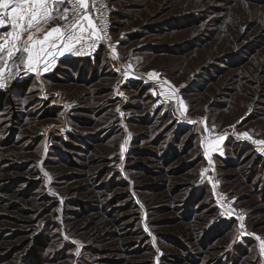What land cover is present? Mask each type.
Returning a JSON list of instances; mask_svg holds the SVG:
<instances>
[{
  "label": "rangeland",
  "instance_id": "374dc122",
  "mask_svg": "<svg viewBox=\"0 0 264 264\" xmlns=\"http://www.w3.org/2000/svg\"><path fill=\"white\" fill-rule=\"evenodd\" d=\"M108 1L97 61L9 62L0 264H264V0Z\"/></svg>",
  "mask_w": 264,
  "mask_h": 264
},
{
  "label": "snow or ice",
  "instance_id": "6c2138e0",
  "mask_svg": "<svg viewBox=\"0 0 264 264\" xmlns=\"http://www.w3.org/2000/svg\"><path fill=\"white\" fill-rule=\"evenodd\" d=\"M97 3L98 0H0V29H3L0 32V87H4L6 79L13 74L10 61L11 67L17 70L22 68L39 74L48 71L57 57L71 53L83 41L106 39L105 25L97 24L98 13L99 19H104ZM99 3L104 6V0ZM149 75L156 77L157 73ZM169 87L175 94L177 90L170 84ZM177 103L183 105L179 98ZM241 135L251 139L248 133ZM222 139L220 137L216 144ZM253 143L261 146L260 151L264 152V140ZM212 147V142L208 141L206 152L210 153ZM228 211L226 209L225 214ZM260 250L264 254V240L260 242Z\"/></svg>",
  "mask_w": 264,
  "mask_h": 264
},
{
  "label": "crops",
  "instance_id": "0c3cea01",
  "mask_svg": "<svg viewBox=\"0 0 264 264\" xmlns=\"http://www.w3.org/2000/svg\"><path fill=\"white\" fill-rule=\"evenodd\" d=\"M7 30H10V28ZM2 31L3 29H0V32ZM100 44L101 41H95V42L88 40L83 41L81 44H78L71 53H66L64 56L57 57L55 63L50 67V69L47 72L52 73L61 61L69 58L93 57L97 53Z\"/></svg>",
  "mask_w": 264,
  "mask_h": 264
},
{
  "label": "trees",
  "instance_id": "16d2710c",
  "mask_svg": "<svg viewBox=\"0 0 264 264\" xmlns=\"http://www.w3.org/2000/svg\"><path fill=\"white\" fill-rule=\"evenodd\" d=\"M113 17H114V13H113ZM97 58H98V56H97ZM97 58H96V54H95L93 57L69 58V59L61 61L60 63H63V62L65 63L66 61H71V60L86 61L87 63H91V62L95 61ZM21 84L22 83H17L14 87L24 86V85H21ZM9 91H10V89H9ZM5 96H6L5 93L0 91V99H4ZM43 246H44V239H42L41 236L36 237L35 238V242L32 245V248L28 251V254H27V257H26V258H29L28 261H32L35 264H41V258H40L39 250L42 249Z\"/></svg>",
  "mask_w": 264,
  "mask_h": 264
},
{
  "label": "built area",
  "instance_id": "2783aa9c",
  "mask_svg": "<svg viewBox=\"0 0 264 264\" xmlns=\"http://www.w3.org/2000/svg\"><path fill=\"white\" fill-rule=\"evenodd\" d=\"M97 7L99 8L100 12L103 13L104 19H99V13L97 14V24L98 25H105V33L107 38L102 40L101 42L105 43L111 38L112 29H113V11L111 9L110 3L108 0H104V6H101L98 0Z\"/></svg>",
  "mask_w": 264,
  "mask_h": 264
}]
</instances>
